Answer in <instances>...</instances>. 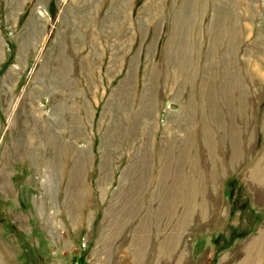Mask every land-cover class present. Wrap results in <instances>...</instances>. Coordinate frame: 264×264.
Wrapping results in <instances>:
<instances>
[{"label": "rangeland", "instance_id": "1", "mask_svg": "<svg viewBox=\"0 0 264 264\" xmlns=\"http://www.w3.org/2000/svg\"><path fill=\"white\" fill-rule=\"evenodd\" d=\"M187 184L158 264H264V0H0V264H122Z\"/></svg>", "mask_w": 264, "mask_h": 264}, {"label": "bare ground", "instance_id": "2", "mask_svg": "<svg viewBox=\"0 0 264 264\" xmlns=\"http://www.w3.org/2000/svg\"><path fill=\"white\" fill-rule=\"evenodd\" d=\"M251 65H252L253 73H258L257 69H259V61L257 58H255L254 55L252 56V64ZM260 75H262V74H260ZM142 112L144 113L143 110H142ZM238 142H239L238 140L237 141L234 140V142H233V146H232L233 154L238 150L237 149L238 147H236V146H238V144H237ZM55 163L56 162H54V169H55ZM77 165H73V167H71L70 177L71 176H75V177L77 176V172L79 171V169H81V164L78 167H77ZM69 180H72V177ZM187 186H188V188L186 190L185 195L180 196L178 198H170V199L165 200L162 203V205H164V207H165L164 209H161V206H160V209H159V207L157 209H154V211L146 209V211L143 212L142 215L140 214V219H139L138 223L133 227V233H132L131 239L129 240V244H128L129 247L126 248L127 250L126 249L123 250V254L119 255L120 259L122 261V264H143L144 258H145L146 252H147V248H148L151 230H152V226H150V224H151L150 223V217L153 215L156 218V222H155L156 231L161 233V234L163 233V236L161 238H159V240L154 244L155 245L154 251H156V254H155V259H154L153 264H158L160 259H163L165 256H169V257L171 255L177 256L176 252H178L177 248L179 247L178 246L179 241H180V238L182 237L181 232H182L184 224H185L184 219L186 217H188L189 214H191V216H192L193 212L197 208H199L200 210L201 209L203 210V206L197 205L193 201L192 196H191L192 188H190L189 184H187ZM138 187H139V185H138ZM78 198H79V193H78V190H76V193L72 194V196L68 202V209H69L70 213L74 212L75 205L77 203ZM134 202H135V196H130V195L127 197H124L121 200L122 207L119 208V211L112 214L111 232L115 231V228H116L115 225L117 224V222H121L122 221L121 219L124 218V216L121 215V211L127 217L132 212L131 206L133 205ZM180 204L182 205V208L179 212L176 213L175 209ZM202 212L205 213V209ZM163 215H165V216H163ZM161 217L163 219H165V221H164L165 223L162 222L163 223L162 230H160V228H159L160 227L159 222H160ZM109 239H110V237L106 236L105 240L107 242ZM262 250H263V247H261L257 242H252L251 244H249L247 246L244 256L236 264H258L260 259H261Z\"/></svg>", "mask_w": 264, "mask_h": 264}]
</instances>
